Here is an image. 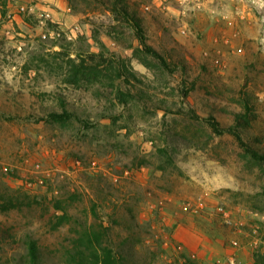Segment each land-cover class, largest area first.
<instances>
[{
    "label": "rangeland",
    "instance_id": "rangeland-1",
    "mask_svg": "<svg viewBox=\"0 0 264 264\" xmlns=\"http://www.w3.org/2000/svg\"><path fill=\"white\" fill-rule=\"evenodd\" d=\"M30 240L264 264V0H0V264Z\"/></svg>",
    "mask_w": 264,
    "mask_h": 264
},
{
    "label": "trees",
    "instance_id": "trees-1",
    "mask_svg": "<svg viewBox=\"0 0 264 264\" xmlns=\"http://www.w3.org/2000/svg\"><path fill=\"white\" fill-rule=\"evenodd\" d=\"M256 157V154H253ZM81 241V240H80ZM82 243H86L88 246L84 248L85 251L89 250V249H93L95 250V247L93 245V241H91L89 239V236L87 234H84L82 237ZM27 258L30 264H37L39 257H38V250H37V246L36 243L33 241H28L27 242ZM76 250V254L74 256H70L72 263L75 264H86V260L84 258V250H81V247L76 246L75 247ZM80 249V250H79ZM98 249L102 252V259L99 261H97L96 264H115L113 259H112V254L110 252V250L106 247H102L100 244L98 246ZM123 264V263H122Z\"/></svg>",
    "mask_w": 264,
    "mask_h": 264
},
{
    "label": "built area",
    "instance_id": "built-area-1",
    "mask_svg": "<svg viewBox=\"0 0 264 264\" xmlns=\"http://www.w3.org/2000/svg\"><path fill=\"white\" fill-rule=\"evenodd\" d=\"M228 264H238L237 260L235 258H230Z\"/></svg>",
    "mask_w": 264,
    "mask_h": 264
}]
</instances>
